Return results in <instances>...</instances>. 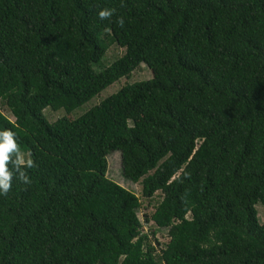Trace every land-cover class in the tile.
Returning <instances> with one entry per match:
<instances>
[{"label":"trees","instance_id":"1","mask_svg":"<svg viewBox=\"0 0 264 264\" xmlns=\"http://www.w3.org/2000/svg\"><path fill=\"white\" fill-rule=\"evenodd\" d=\"M107 39L125 53L98 71ZM142 63L151 79L79 118L44 116ZM0 101L33 162L0 194V264H264V0H0ZM114 151L163 194L144 222L107 176Z\"/></svg>","mask_w":264,"mask_h":264},{"label":"rangeland","instance_id":"2","mask_svg":"<svg viewBox=\"0 0 264 264\" xmlns=\"http://www.w3.org/2000/svg\"><path fill=\"white\" fill-rule=\"evenodd\" d=\"M109 42V49L106 52V54L103 56L100 62H98L95 65L96 70L101 71L104 68L110 66L113 62H115L117 59H119L124 53L125 48H121L116 43L111 42L109 39H107ZM141 67V68H140ZM140 68V69H139ZM152 73L148 69V67L142 63L140 66L133 71L129 76H125L120 78L119 80L115 81L108 87H106L104 90H102L98 95L93 97L91 100L83 104L82 106L74 109L71 112H67L65 109L60 108L57 110H52L50 107H47L44 109L43 114L46 117V119L49 122H55L60 118L63 117H69L72 119H77L80 116H82L84 113H86L88 110L99 104L102 100L106 99L110 95L116 93L121 89L123 85L126 84H133L139 81L148 80L151 79ZM0 110L5 113L9 118L14 120V117L11 115L9 109L5 106V104L0 101ZM21 155L25 159H31L28 153L21 152ZM108 171L107 176L116 182H118L120 185L125 187L128 190H131L138 195L142 201V207L138 211V216L142 222H144L145 215L151 214L154 212L155 208L163 199L162 192L158 191L154 194V196L151 199H146L143 197L142 194V186L141 183H135L130 180H127L123 174H122V157L120 151H114L112 152L108 158ZM256 209L258 211V216L260 218V221H264V206L262 204L256 205ZM151 228L156 230V235L153 236L151 234ZM145 232H147L150 235V239L152 243L158 248L157 241L162 245L167 243L169 240V236L167 235L168 229H160L153 222H150L149 224L145 225L144 228Z\"/></svg>","mask_w":264,"mask_h":264},{"label":"clouds","instance_id":"3","mask_svg":"<svg viewBox=\"0 0 264 264\" xmlns=\"http://www.w3.org/2000/svg\"><path fill=\"white\" fill-rule=\"evenodd\" d=\"M113 12L114 9L105 8L99 10L97 16L99 19H105L110 17ZM117 23L122 25L123 19L119 18ZM32 163L31 159H25L21 155L16 133L10 129H0V194L9 190L13 175L18 180L28 183L29 178L23 168H30Z\"/></svg>","mask_w":264,"mask_h":264}]
</instances>
